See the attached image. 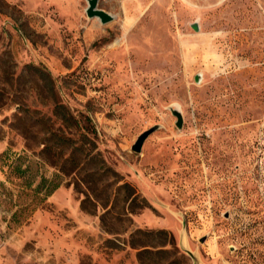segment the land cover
<instances>
[{
    "label": "rangeland",
    "instance_id": "obj_1",
    "mask_svg": "<svg viewBox=\"0 0 264 264\" xmlns=\"http://www.w3.org/2000/svg\"><path fill=\"white\" fill-rule=\"evenodd\" d=\"M86 8L0 0V264H264V0Z\"/></svg>",
    "mask_w": 264,
    "mask_h": 264
},
{
    "label": "trees",
    "instance_id": "obj_2",
    "mask_svg": "<svg viewBox=\"0 0 264 264\" xmlns=\"http://www.w3.org/2000/svg\"><path fill=\"white\" fill-rule=\"evenodd\" d=\"M49 139V138H48ZM47 139V140H48ZM65 139V140H64ZM67 139L63 138V141H61V145L60 146H65ZM43 153H52L53 152V148L52 145L48 144V143H44V148H43ZM27 159L26 156H19L16 155L14 157H10L9 152L8 151H4L1 156H0V165L2 167L1 169V173L3 172V167L7 166V168H10V173L19 180H26V174H27V167L22 168L23 166V161ZM103 176L107 173V172H111V170H109L107 167H103ZM4 173V172H3ZM116 173L114 172V175ZM25 183H27L25 181ZM60 182L56 181H50V180H46L45 178H40V181L38 183V186L36 187V189L33 190L34 193H39L40 191L44 190L45 192V197L50 196L55 190H57L60 186ZM30 183L26 184V187L29 188ZM2 188H3V183L2 181H0V196L2 195ZM119 190L123 189V188H128L127 184H123L122 186H118L117 187ZM134 199L136 197H133ZM133 202V200H131V203ZM143 208V207H141ZM159 233L166 235L167 233H165L164 231H160ZM145 253H149V251L144 250L141 252L142 255H144Z\"/></svg>",
    "mask_w": 264,
    "mask_h": 264
},
{
    "label": "water",
    "instance_id": "obj_3",
    "mask_svg": "<svg viewBox=\"0 0 264 264\" xmlns=\"http://www.w3.org/2000/svg\"><path fill=\"white\" fill-rule=\"evenodd\" d=\"M86 1H87V8L85 9V14L88 18H97L102 24H106L112 21L113 18L109 14L97 8V4L99 0H86ZM172 114L177 119L176 126L180 128L182 124L181 114L175 110L172 111ZM157 128H158L157 126H154L144 131L143 133H141L137 137L134 144L132 145L131 150L135 153H140L144 141ZM203 241L204 239L200 240V242H203ZM182 250L191 258L192 264H199V259L190 250L186 249L185 247H182Z\"/></svg>",
    "mask_w": 264,
    "mask_h": 264
},
{
    "label": "crops",
    "instance_id": "obj_4",
    "mask_svg": "<svg viewBox=\"0 0 264 264\" xmlns=\"http://www.w3.org/2000/svg\"><path fill=\"white\" fill-rule=\"evenodd\" d=\"M219 264H231V263H228V262H223V263H219Z\"/></svg>",
    "mask_w": 264,
    "mask_h": 264
}]
</instances>
